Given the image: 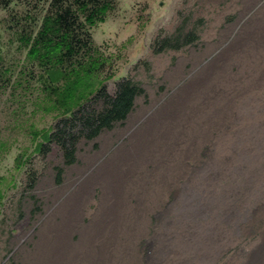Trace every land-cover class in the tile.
Instances as JSON below:
<instances>
[{
    "label": "rangeland",
    "instance_id": "1",
    "mask_svg": "<svg viewBox=\"0 0 264 264\" xmlns=\"http://www.w3.org/2000/svg\"><path fill=\"white\" fill-rule=\"evenodd\" d=\"M51 3L0 0V264H264V0H116L106 92L142 91L72 163L20 40Z\"/></svg>",
    "mask_w": 264,
    "mask_h": 264
},
{
    "label": "trees",
    "instance_id": "2",
    "mask_svg": "<svg viewBox=\"0 0 264 264\" xmlns=\"http://www.w3.org/2000/svg\"><path fill=\"white\" fill-rule=\"evenodd\" d=\"M115 7L116 0H52L37 33L25 32L20 37L28 61L41 69L43 107L46 112H57L61 119L53 134L50 129L33 132L35 139L42 138L37 148L40 150L45 142L56 139L69 163L75 160L76 143L81 136L93 139L124 121L142 91L125 79L114 96L106 92L105 83L115 74L110 72L103 78V73L112 59L97 46L91 29L106 22ZM194 39L187 37L184 45ZM177 43L169 40L163 47H182L181 42ZM94 99L105 100L103 111L88 110L87 104ZM81 126L83 131L75 134Z\"/></svg>",
    "mask_w": 264,
    "mask_h": 264
},
{
    "label": "bare ground",
    "instance_id": "3",
    "mask_svg": "<svg viewBox=\"0 0 264 264\" xmlns=\"http://www.w3.org/2000/svg\"><path fill=\"white\" fill-rule=\"evenodd\" d=\"M145 158V157H144ZM264 159V158H263ZM259 163V162H258ZM132 182V181H131ZM246 196V195H245ZM249 201V200H248ZM255 208V207H254ZM262 209V208H261ZM116 212V211H115ZM261 213V212H260ZM256 214V213H255ZM259 211L257 212L256 219H258ZM260 218V217H259ZM191 221V220H190ZM217 237V236H216ZM150 263V262H149Z\"/></svg>",
    "mask_w": 264,
    "mask_h": 264
}]
</instances>
